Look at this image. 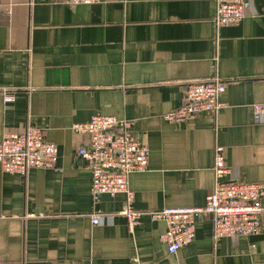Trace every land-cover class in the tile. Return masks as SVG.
<instances>
[{
  "label": "crops",
  "instance_id": "1",
  "mask_svg": "<svg viewBox=\"0 0 264 264\" xmlns=\"http://www.w3.org/2000/svg\"><path fill=\"white\" fill-rule=\"evenodd\" d=\"M216 10V0H0V142L35 126L59 150L54 169L0 165V264H264V213L258 235L220 239L212 217H199L176 255L151 215L205 206L218 146L228 180L264 182V121L253 111L264 103V0L219 31ZM212 79L226 85L218 113L165 121L190 83ZM98 114L130 121L150 148L149 170L130 177L143 213L134 232L120 215L125 196L95 201L78 156L88 138L72 126Z\"/></svg>",
  "mask_w": 264,
  "mask_h": 264
},
{
  "label": "built area",
  "instance_id": "2",
  "mask_svg": "<svg viewBox=\"0 0 264 264\" xmlns=\"http://www.w3.org/2000/svg\"><path fill=\"white\" fill-rule=\"evenodd\" d=\"M102 0H65L78 4H97ZM250 0H216L214 23L217 31L223 27L239 25L247 16ZM226 85L220 79L190 83L185 91V103L167 113L165 121L183 124L204 113H218L223 107L221 96ZM14 96H6V101ZM254 115L264 121V103L253 105ZM72 131L88 138V143L78 150V156L88 164L92 173L91 193L95 201L103 194L112 197L124 195L126 204L120 215L126 218L128 228L134 232L140 224L142 212L134 206L135 193L130 177L149 170L150 148L139 142L132 133V124L126 119L110 115H95L89 122L75 123ZM59 161V150L45 139L44 131L35 126L23 133L6 134L0 142V165L3 172L25 175L31 169H54ZM231 169L226 163L225 149H215L214 185L203 207L167 208L152 212L154 220L166 222L160 239L167 245L170 255L190 245L195 238L196 220L211 216L214 238L258 235L262 229L264 208V182L251 183L228 180ZM34 216V215H33ZM100 217L93 218L100 225Z\"/></svg>",
  "mask_w": 264,
  "mask_h": 264
}]
</instances>
